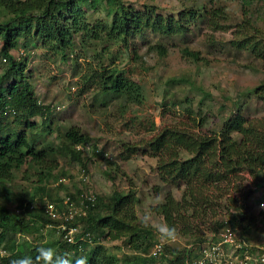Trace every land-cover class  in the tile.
<instances>
[{
  "label": "rangeland",
  "instance_id": "374dc122",
  "mask_svg": "<svg viewBox=\"0 0 264 264\" xmlns=\"http://www.w3.org/2000/svg\"><path fill=\"white\" fill-rule=\"evenodd\" d=\"M124 3L134 9L153 5L159 14L175 18L195 11L198 17L181 35L162 37L147 31L123 37L109 30L110 18L101 3L96 10H87L84 30L75 35V47L68 60H62L53 48H42L35 40H29L26 48L21 42L10 52L26 63V74L30 76L38 101L54 110L46 125L42 126L41 117L33 119L37 127L32 132L40 133L45 141L55 145L61 143L59 136L71 126L79 127L89 137L87 144L77 146L83 151L84 166L58 154L52 155L50 158L57 161V167L53 177L42 185L34 183L36 178L30 174L35 170L28 166L15 172L8 190L0 194V200L11 214H15L19 199L26 203L31 198L37 205L41 195L50 194L62 201L69 198L71 203L79 205L81 193L91 192L106 205L115 191L124 195L131 191L137 199L135 215L141 224V214L149 212L154 205V195L164 196L170 190L177 199L181 196L180 184L163 185L159 180L155 170L157 160L143 152V141L150 140L165 125H191L192 118L196 123L203 122L202 132H218L224 120L236 112L250 121L264 117V103L252 93L264 82L261 64L251 54L231 47L234 39L252 36L257 30L264 36V0H126ZM5 18L0 15V20ZM246 19L251 20V26L245 24ZM212 20L217 28L211 24ZM242 25L244 31L240 32ZM185 49L197 54V60ZM3 58L0 56V75L6 64ZM137 58L142 59L145 68ZM113 69L123 87L118 95L111 96L118 98L104 104L98 98L99 79L93 75L104 76ZM150 127L154 130L150 131ZM30 132L26 130L27 134ZM126 142L141 148L130 160L121 161L118 153ZM25 171H28L26 175ZM241 175L244 180L239 189L253 191L247 200L250 207L245 211L257 215L264 211V205L261 206L264 182L255 184L258 180L250 174ZM157 187L159 192L155 191ZM232 191L230 195L234 198ZM103 211L107 213L106 206ZM152 218L153 229L163 225L160 218L153 215ZM62 224L60 219H49L43 228L38 223L41 230L37 233L7 234L2 245L13 240L18 244L28 241L32 245L53 246L56 240L63 239ZM206 232L201 225L191 237L178 236L169 247L184 248L188 239L200 238ZM154 236L156 242L147 254L134 250L127 237L102 236L93 248L84 247L79 251V256L92 250L100 264H108L109 257L117 259L116 264H128L129 255H151L157 243L155 231ZM242 237L249 245H263L264 223L244 232ZM3 251L0 253L4 254ZM167 254L160 255L156 264H167Z\"/></svg>",
  "mask_w": 264,
  "mask_h": 264
},
{
  "label": "trees",
  "instance_id": "16d2710c",
  "mask_svg": "<svg viewBox=\"0 0 264 264\" xmlns=\"http://www.w3.org/2000/svg\"><path fill=\"white\" fill-rule=\"evenodd\" d=\"M125 1L0 0V15L6 16L0 20V56L6 60L0 75V194L8 190V183L14 179L15 172L24 165L35 170L34 174H30L36 178L35 184L42 185L50 180L57 167V161L50 158L52 155L58 154L84 166L83 151L76 147L84 146L89 141V137L77 126L62 132L59 145L45 141L40 133L32 132L37 127L32 120L41 117L42 126L46 125L54 110L38 101L30 76L26 74V63L12 56V50L21 42L26 48L29 40H35L42 48H53L62 60H68L69 53L75 47V35L84 30L87 10H96L101 3L105 15L110 18L109 30L123 37L141 35L147 31L162 37L181 35L187 25L198 17L195 11L182 13L177 18L164 16L153 5L134 9L126 6ZM211 24L217 28L213 20ZM245 24L251 26L252 22L246 19ZM239 29L240 32L244 31L243 25ZM254 33L234 39L231 47L251 54L260 62L264 73V36L258 30ZM185 52L197 60V54L187 49ZM137 60L145 68L142 59ZM93 76L99 79L98 98L104 104L118 98L111 97L118 95L123 87L115 69L104 76L99 73ZM252 93L264 103V82ZM188 112L192 114V111ZM192 122L191 125H165L150 140L143 141V152L157 160L155 170L162 184H180L181 187L178 199L168 190L163 196V204L151 205V215L160 218L163 224L174 226L178 236L183 239L191 237L195 230L199 231L201 225L207 231L200 238L192 241L188 239L184 248L163 247V253L169 255L167 264H193L199 257V243L208 239L217 240L223 227H232L244 239V232L264 223V211L257 215L245 211V208L250 207L247 200L253 191L243 192L239 189L244 180L242 173L256 178L258 181L255 184L264 182V117L250 121L236 112L224 120L218 132H202L203 122L196 123L194 118ZM27 129L31 131L29 134L26 133ZM149 130L154 129L150 127ZM140 148L130 142L123 143L118 158L128 161ZM182 154L186 157H181ZM24 178L30 179L28 176ZM39 190L46 192L45 188ZM155 191L159 192L158 187ZM231 191L236 195L234 198L230 195ZM40 197L37 205L31 198L26 203L19 199L15 209L21 211L19 214H11L4 201L0 200V252L3 251L1 248L6 250L4 254L0 253V264H12V261L23 257L35 259L41 247L54 248L58 255L67 254L75 258L79 256L80 244L89 250L102 236L111 239L127 237L128 244L142 254H147L156 242L154 229L138 223L135 194L130 191L124 195L115 191L106 205L95 194L94 206L88 203L87 216L76 217L67 223L68 226L79 223L81 228L78 236L89 235L94 245L89 246L84 242L70 244L63 239L56 240L53 246L32 245L28 241L18 244L13 240L2 245L9 233L30 235L40 231L49 222L41 199L48 197L53 203H60L62 199L53 198L50 194ZM104 206L107 213H102ZM38 223H41V228ZM91 251L82 256L87 258L88 264H100L95 251ZM142 254L127 256L128 264H156V260L161 257H145ZM109 259V262L113 260L114 263L107 261L108 264H116L117 259Z\"/></svg>",
  "mask_w": 264,
  "mask_h": 264
},
{
  "label": "built area",
  "instance_id": "2783aa9c",
  "mask_svg": "<svg viewBox=\"0 0 264 264\" xmlns=\"http://www.w3.org/2000/svg\"><path fill=\"white\" fill-rule=\"evenodd\" d=\"M5 63V58L2 59ZM79 150V147H77ZM41 202L44 206L45 213L49 219H60L64 224L61 225L63 240L70 244L80 242L93 245L89 235L78 236L81 228L78 223L76 226H68L67 223L73 221L76 217L83 218L87 216V209L94 206L95 193L87 192L81 195L79 205L71 203V199L65 198L60 203L50 202L47 198H42ZM264 204L261 203V206ZM16 214L21 211L16 210ZM199 257L194 261V264H264V244L261 246L249 245L241 238L236 230L230 226L223 227L218 235L217 240L208 239L199 243ZM84 246L79 245V251H82ZM163 253V248L153 246L151 255L156 258Z\"/></svg>",
  "mask_w": 264,
  "mask_h": 264
},
{
  "label": "clouds",
  "instance_id": "9594fccd",
  "mask_svg": "<svg viewBox=\"0 0 264 264\" xmlns=\"http://www.w3.org/2000/svg\"><path fill=\"white\" fill-rule=\"evenodd\" d=\"M152 199L154 201V206H159L164 203L162 194L154 195ZM140 223L144 227L153 228L154 221L151 211L141 214ZM154 231L156 233L157 246L160 248L175 243L178 238L176 228L167 225V223L156 225ZM12 264H88V260L84 256L71 258L67 254L58 255L53 248L41 247L38 249V254L35 259L23 257L12 261Z\"/></svg>",
  "mask_w": 264,
  "mask_h": 264
}]
</instances>
